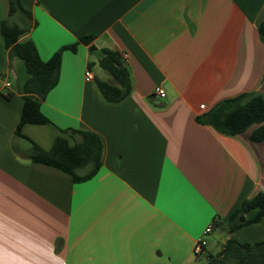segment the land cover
Masks as SVG:
<instances>
[{"label":"crops","instance_id":"0c3cea01","mask_svg":"<svg viewBox=\"0 0 264 264\" xmlns=\"http://www.w3.org/2000/svg\"><path fill=\"white\" fill-rule=\"evenodd\" d=\"M20 3L33 26L19 41H32L43 61L96 36L95 50L63 51L59 82L41 103L49 123L26 124L23 136L49 150L58 136L73 143L67 130L88 131L102 154L81 183L24 157L30 142L15 131L30 75L0 36V264H196L195 245L211 225L204 255L222 251L231 235L215 224L264 193V141L250 140L255 127L231 136L198 118L222 100L264 95V0ZM8 12L0 0V22ZM103 49L128 56L133 89L119 103L97 86L116 83L99 64ZM93 55L108 78L93 71ZM234 236L263 241L264 216Z\"/></svg>","mask_w":264,"mask_h":264},{"label":"trees","instance_id":"16d2710c","mask_svg":"<svg viewBox=\"0 0 264 264\" xmlns=\"http://www.w3.org/2000/svg\"><path fill=\"white\" fill-rule=\"evenodd\" d=\"M8 3L9 17L15 19L0 22V36L4 39L9 55L19 57L30 75L23 86L24 103L15 131L16 136L30 142V149L23 155L31 162L50 166L70 175L75 183L85 182L96 175L101 167L102 142L96 134L67 130L65 133L73 143L66 137L58 136L49 150H43L37 143L23 136L22 128L26 124L49 123L41 111V103L59 82L63 51L70 50L75 53L79 44L90 45V50H95L92 43L96 36H83L75 44L61 48L49 60L43 61L32 41H19L33 26L31 13L22 7L20 0H8ZM259 34L264 41V22L259 26ZM102 53L99 64L116 83L97 80V86L107 102L119 103L132 93L130 71L117 52L103 49ZM198 121L213 127L219 133L231 136L243 134L255 127L250 133V140L261 143L264 141V95L253 92L222 100L199 117ZM85 168H88V172L83 174ZM254 210H257L256 214L252 218H246ZM263 216L264 193L257 192L245 199L226 223L221 224L218 221L215 224L217 228L224 225L231 235L224 249L216 255L208 256L205 263L198 261L196 264H264V240L250 244L234 236L239 228L259 222Z\"/></svg>","mask_w":264,"mask_h":264},{"label":"built area","instance_id":"2783aa9c","mask_svg":"<svg viewBox=\"0 0 264 264\" xmlns=\"http://www.w3.org/2000/svg\"><path fill=\"white\" fill-rule=\"evenodd\" d=\"M121 58H122V60H123L124 63H126L128 61L127 54H122ZM85 79L87 81L94 80V77H93L91 71H89V70L86 71V73H85ZM4 85H5V87H10L11 83L8 80H5ZM153 96L156 97V98H159V99H163L166 96V92L162 88H156L154 90V92H153ZM201 107H202V109L205 108L204 105H202ZM213 230H214V226L213 225L209 226L205 230L204 235L197 241V243L195 245V248H194V253H195V256L197 258H200L201 256H203L205 254V250H206V247L208 245L206 236H208L209 234H211L213 232Z\"/></svg>","mask_w":264,"mask_h":264},{"label":"rangeland","instance_id":"374dc122","mask_svg":"<svg viewBox=\"0 0 264 264\" xmlns=\"http://www.w3.org/2000/svg\"><path fill=\"white\" fill-rule=\"evenodd\" d=\"M9 4V3H8ZM15 18H11V17H9V13H8V17H7V20L8 21H12V20H14ZM92 60H94V61H96V57H94V55L92 56ZM93 71L97 74V76H99L100 78H102V79H106V78H108V75L100 68V66L98 65V62L96 61V66L94 67V69H93ZM88 172V168H85L83 171H82V173L83 174H85V173H87ZM208 260V256H205V255H203V256H201L200 258H199V262L200 263H205L206 261Z\"/></svg>","mask_w":264,"mask_h":264}]
</instances>
